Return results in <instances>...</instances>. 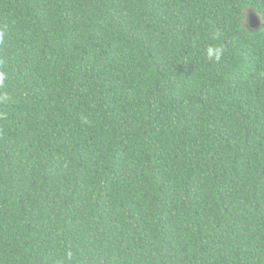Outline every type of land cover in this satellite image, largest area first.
<instances>
[{
  "label": "trees",
  "instance_id": "1",
  "mask_svg": "<svg viewBox=\"0 0 264 264\" xmlns=\"http://www.w3.org/2000/svg\"><path fill=\"white\" fill-rule=\"evenodd\" d=\"M0 73V264H264V0H0Z\"/></svg>",
  "mask_w": 264,
  "mask_h": 264
},
{
  "label": "water",
  "instance_id": "2",
  "mask_svg": "<svg viewBox=\"0 0 264 264\" xmlns=\"http://www.w3.org/2000/svg\"><path fill=\"white\" fill-rule=\"evenodd\" d=\"M248 26L252 31L259 30L262 27V23L258 15L250 12V15L248 17Z\"/></svg>",
  "mask_w": 264,
  "mask_h": 264
},
{
  "label": "clouds",
  "instance_id": "3",
  "mask_svg": "<svg viewBox=\"0 0 264 264\" xmlns=\"http://www.w3.org/2000/svg\"><path fill=\"white\" fill-rule=\"evenodd\" d=\"M220 54H221V50L219 48L213 49L211 47L208 48L207 50V55L209 57V59H216L219 60L220 59ZM5 77L3 73H0V84H3Z\"/></svg>",
  "mask_w": 264,
  "mask_h": 264
}]
</instances>
